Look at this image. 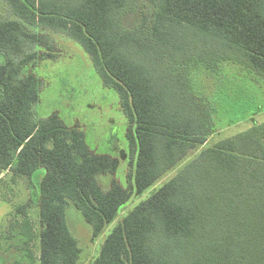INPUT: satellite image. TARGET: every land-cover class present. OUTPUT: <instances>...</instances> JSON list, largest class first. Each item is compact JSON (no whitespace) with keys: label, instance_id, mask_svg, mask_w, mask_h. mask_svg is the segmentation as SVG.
I'll return each instance as SVG.
<instances>
[{"label":"trees","instance_id":"obj_1","mask_svg":"<svg viewBox=\"0 0 264 264\" xmlns=\"http://www.w3.org/2000/svg\"><path fill=\"white\" fill-rule=\"evenodd\" d=\"M6 1L18 20H0V174L28 179L31 190L44 171L40 264H82L71 206L97 238L133 196L177 168L113 229L92 264H264V121L256 119L264 109L231 120L228 128H248L207 146L218 132L217 102L190 83L196 68L216 75L223 63L264 80V0ZM41 28L79 43L119 94L132 160L126 185L116 174L128 156L97 153L57 114L37 118L43 81L30 69L58 57ZM32 203L11 226L26 252L14 264H35Z\"/></svg>","mask_w":264,"mask_h":264},{"label":"rangeland","instance_id":"obj_2","mask_svg":"<svg viewBox=\"0 0 264 264\" xmlns=\"http://www.w3.org/2000/svg\"><path fill=\"white\" fill-rule=\"evenodd\" d=\"M130 18H134V15L131 14ZM1 19L18 20L6 0H0ZM45 29L41 28L39 33L47 31L48 40L58 48V57L56 60L39 61L34 69H30L43 81L40 102L35 108L37 118L45 119L57 114L66 126L83 130L88 144L97 153L122 160L124 156H128L122 161L116 174L122 184L126 185L132 160L126 137L128 120L120 108L119 94L104 86L92 58L79 43L63 33ZM35 49L45 51L46 47L37 45ZM190 83L193 91L217 102V107L214 104V120L218 132L207 146H212L222 135L228 136L231 131L236 133L248 128V121L228 128L231 120L239 122L247 113L256 112L259 108L264 109V80L244 71L238 65L223 63L216 75L198 67L191 74ZM178 171L179 168L168 173L142 195L133 196L118 213L115 221L97 238H93L92 227L81 212L71 206L67 212L68 223L83 250L82 264H92L99 257L102 246L113 229ZM43 176V170L37 173L33 179L34 187L30 190L28 179L14 177L9 171L0 174V264H14L26 255V252H22L23 233L11 226L16 220L21 221L23 214L18 210L27 206L31 200L33 203L26 210L36 237L30 243L29 251L35 258V264H40V210L36 203L39 179ZM111 180L112 177L102 179L105 186H108ZM26 262L25 264H28V261Z\"/></svg>","mask_w":264,"mask_h":264},{"label":"crops","instance_id":"obj_3","mask_svg":"<svg viewBox=\"0 0 264 264\" xmlns=\"http://www.w3.org/2000/svg\"><path fill=\"white\" fill-rule=\"evenodd\" d=\"M256 119L259 121H264V111L259 113L258 116H256Z\"/></svg>","mask_w":264,"mask_h":264}]
</instances>
